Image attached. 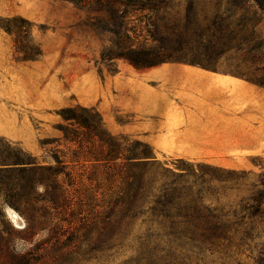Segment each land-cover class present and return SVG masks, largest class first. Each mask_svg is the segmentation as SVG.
I'll return each mask as SVG.
<instances>
[{"label":"trees","instance_id":"1","mask_svg":"<svg viewBox=\"0 0 264 264\" xmlns=\"http://www.w3.org/2000/svg\"><path fill=\"white\" fill-rule=\"evenodd\" d=\"M64 1L109 13L112 26L106 29L112 39L100 54L101 62L121 59L135 69L184 62L217 70L220 59L236 56L264 69V40L256 33L264 0H181L183 11L175 17L174 0ZM135 11L147 15L142 42L128 26ZM15 21L6 19L2 28L15 34L19 60H33L23 43L26 26H15ZM33 55L42 54L35 49ZM58 115L56 129L73 148V156L97 166L96 184L90 182L86 194L82 178L58 157L54 164H41L24 150L0 156V198L25 222L20 230L0 228V264L79 262L82 241L88 247L95 243L87 251L100 253V264H199L207 257L236 260L242 255L250 264H264V171L238 208L212 207L184 183L195 171L225 169L197 164L177 166L176 172L156 160L149 144L109 132L92 107H65ZM93 199L96 208L86 204ZM87 205L91 211L85 219ZM42 233L46 235L41 238ZM16 241L31 247L18 252ZM125 248L129 254L115 261V254ZM47 251L51 262L45 260Z\"/></svg>","mask_w":264,"mask_h":264},{"label":"rangeland","instance_id":"2","mask_svg":"<svg viewBox=\"0 0 264 264\" xmlns=\"http://www.w3.org/2000/svg\"><path fill=\"white\" fill-rule=\"evenodd\" d=\"M182 11V1L174 0L171 17L180 16ZM145 15V11H135L128 17V26L140 34V42L148 25ZM260 17L256 33L264 40V13ZM8 18L17 19L13 22L15 26H26L23 43L33 60H19L21 54L16 53L15 34L10 35L2 28ZM110 26L109 13L93 6H78L64 0H0V156H17L24 150L28 158L41 164H54V157H58L69 170L78 173L84 182V191L89 194L90 182L92 186L96 184L97 166L80 156H73V148L62 140L56 129L61 123L60 109L77 105L92 107L112 134L149 144L139 135L142 117L133 110L134 105L141 102L133 90L128 91L127 73L133 72V67L121 59L114 62L100 60L102 50L111 43V33L106 29ZM35 49L40 50V57L34 58ZM216 65L217 70L247 79L262 90V96L247 95L244 104L248 111L256 109L262 116L258 122L262 128L260 146L253 149H155L149 146L158 162L176 172L179 171L177 166L188 168L197 164L228 171L210 170L207 174L195 171V175L187 176L184 185L186 190L205 196L212 207L232 210L240 206L241 199L252 195L259 174L264 171V84L260 83L264 69L236 56H225ZM243 172L245 174H241ZM95 203L93 199L86 204L96 208ZM88 211L91 207L87 205L85 219L89 217ZM13 213L18 216L17 220L12 218ZM24 225L22 216L0 198V228L12 226L20 230ZM45 235L42 233L39 237ZM15 243L18 252L31 247L23 241ZM90 243L92 247L82 241L80 261L67 264L102 263L104 258L100 253L87 251L95 246ZM125 249L126 252L115 254V261L129 254L128 248ZM108 253H114V250ZM51 256L50 251L44 253L47 262H51ZM238 261L251 263L242 255L236 260L207 257L199 264H238Z\"/></svg>","mask_w":264,"mask_h":264},{"label":"crops","instance_id":"3","mask_svg":"<svg viewBox=\"0 0 264 264\" xmlns=\"http://www.w3.org/2000/svg\"><path fill=\"white\" fill-rule=\"evenodd\" d=\"M127 76L141 102L133 108L142 117L139 135L152 148L260 146L262 116L244 104L262 90L247 79L184 62L133 68Z\"/></svg>","mask_w":264,"mask_h":264},{"label":"bare ground","instance_id":"4","mask_svg":"<svg viewBox=\"0 0 264 264\" xmlns=\"http://www.w3.org/2000/svg\"><path fill=\"white\" fill-rule=\"evenodd\" d=\"M11 216H12V218L14 219V220H17V218H18V216L16 215V214H11Z\"/></svg>","mask_w":264,"mask_h":264}]
</instances>
